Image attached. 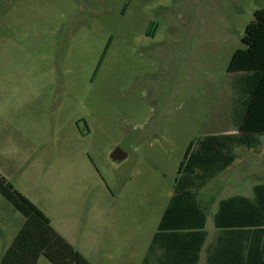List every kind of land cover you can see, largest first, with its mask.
Wrapping results in <instances>:
<instances>
[{
	"label": "rangeland",
	"instance_id": "obj_1",
	"mask_svg": "<svg viewBox=\"0 0 264 264\" xmlns=\"http://www.w3.org/2000/svg\"><path fill=\"white\" fill-rule=\"evenodd\" d=\"M261 9L264 0H0L8 178L87 252L100 247L106 184H134L138 220L116 225L128 244L133 225H151L154 191L165 200L190 144L234 130L227 66ZM115 149L123 161L110 159ZM23 223L0 195V259Z\"/></svg>",
	"mask_w": 264,
	"mask_h": 264
},
{
	"label": "trees",
	"instance_id": "obj_2",
	"mask_svg": "<svg viewBox=\"0 0 264 264\" xmlns=\"http://www.w3.org/2000/svg\"><path fill=\"white\" fill-rule=\"evenodd\" d=\"M241 42L244 47L232 54L227 66L236 95L232 104L233 133L205 136L197 142L195 151L191 143L178 168L180 177L204 164L211 170L203 180L211 179L233 164L235 156L228 153L229 148L247 147L248 139L264 136V9L254 12ZM254 145L255 142L251 147ZM181 185L177 178L160 226L173 219L178 209L196 204V195L184 192ZM0 195L24 217L0 264H37L41 256L51 264H91L53 230L48 217L1 173ZM213 222L220 234L208 253L207 264H216V260H221V264H264V185L254 188L252 199L222 200Z\"/></svg>",
	"mask_w": 264,
	"mask_h": 264
},
{
	"label": "crops",
	"instance_id": "obj_3",
	"mask_svg": "<svg viewBox=\"0 0 264 264\" xmlns=\"http://www.w3.org/2000/svg\"><path fill=\"white\" fill-rule=\"evenodd\" d=\"M224 133L233 132L226 130ZM263 137L248 139L247 147L229 148L231 152L228 153L235 156L233 164L211 179L203 180L211 170L204 167V164H201L200 168H192L181 177L178 173L177 178H180L182 182L181 190L196 195V204L178 209L173 219H168L162 226L160 223L174 194L177 178L171 189L167 191L165 200L159 201L155 190L153 203L146 214L151 225L149 228L145 224L137 228L133 225V235L128 238V244L125 243V239L121 240L122 230L116 225L127 222L134 224L135 220H138L140 211L136 212V202L138 205L140 202L136 200L134 184L118 186L115 189L108 184L104 187L105 200L103 201L107 202L102 209L101 243L100 247L97 246V249L94 248L90 252L85 251L87 249H81V246L73 239L52 224L48 215L47 217L53 230L91 264H207L208 253L217 244L220 234V230L215 228L213 222L219 203L231 197L252 199L254 188L264 185V159L259 157L263 155L261 142ZM254 142L255 145L252 148L251 145ZM240 150H245L259 158L253 162L248 157L241 158ZM0 173L18 192L44 211L23 187H19L17 182L8 178L7 168L0 165ZM114 205H117V208ZM127 216L128 219H126ZM8 247L3 250V253ZM216 261V264L222 263L221 260Z\"/></svg>",
	"mask_w": 264,
	"mask_h": 264
},
{
	"label": "water",
	"instance_id": "obj_4",
	"mask_svg": "<svg viewBox=\"0 0 264 264\" xmlns=\"http://www.w3.org/2000/svg\"><path fill=\"white\" fill-rule=\"evenodd\" d=\"M125 158L126 156L119 149H115L110 155V159L113 162H120L123 161Z\"/></svg>",
	"mask_w": 264,
	"mask_h": 264
}]
</instances>
